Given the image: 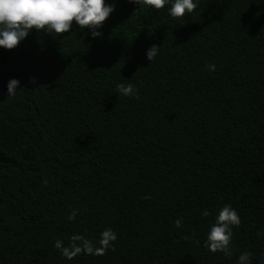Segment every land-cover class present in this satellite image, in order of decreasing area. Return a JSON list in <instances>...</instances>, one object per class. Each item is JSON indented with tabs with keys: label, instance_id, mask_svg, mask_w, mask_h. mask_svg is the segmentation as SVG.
I'll return each instance as SVG.
<instances>
[{
	"label": "trees",
	"instance_id": "16d2710c",
	"mask_svg": "<svg viewBox=\"0 0 264 264\" xmlns=\"http://www.w3.org/2000/svg\"><path fill=\"white\" fill-rule=\"evenodd\" d=\"M139 5L116 0L101 38L73 22L0 49V264H264V0ZM225 205L230 257L205 246ZM107 228L103 255L55 247Z\"/></svg>",
	"mask_w": 264,
	"mask_h": 264
},
{
	"label": "clouds",
	"instance_id": "9594fccd",
	"mask_svg": "<svg viewBox=\"0 0 264 264\" xmlns=\"http://www.w3.org/2000/svg\"><path fill=\"white\" fill-rule=\"evenodd\" d=\"M166 5H170L168 13L171 17L183 18L186 12L191 14L199 7V0H140L139 6L160 10ZM115 8L116 0H112V3H107L106 0H0V49H15L33 30L43 31L57 38L60 34L69 32L73 22L81 30L87 29L91 38H101L103 33L99 29ZM159 50L160 47L152 45L146 51L147 60L153 61L159 55ZM208 67L210 71L215 70V65ZM18 87L20 82L17 79H10L6 85L8 95H14ZM116 90L123 97L136 95V89L131 83L117 84ZM75 215L73 212L68 219L73 220ZM203 215L208 216L209 213L204 211ZM240 223L238 212L230 205L223 206L210 225L205 246L212 253L221 252L230 257L232 229L238 227ZM180 224L181 221H176L177 227ZM116 239L115 232L107 228L95 243L77 234L70 238L67 246L63 241L57 240L55 247L61 250L65 258L72 260L81 253L103 255L112 248ZM250 260L251 253L244 252L239 255L237 264H250Z\"/></svg>",
	"mask_w": 264,
	"mask_h": 264
}]
</instances>
